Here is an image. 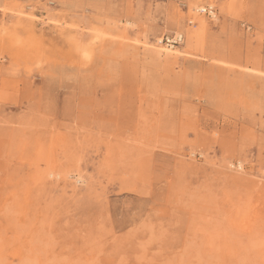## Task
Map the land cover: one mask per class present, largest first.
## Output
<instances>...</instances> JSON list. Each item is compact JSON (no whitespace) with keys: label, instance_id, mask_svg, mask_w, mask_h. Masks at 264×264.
Returning <instances> with one entry per match:
<instances>
[{"label":"rangeland","instance_id":"rangeland-1","mask_svg":"<svg viewBox=\"0 0 264 264\" xmlns=\"http://www.w3.org/2000/svg\"><path fill=\"white\" fill-rule=\"evenodd\" d=\"M0 264H264V0H0Z\"/></svg>","mask_w":264,"mask_h":264},{"label":"built area","instance_id":"built-area-1","mask_svg":"<svg viewBox=\"0 0 264 264\" xmlns=\"http://www.w3.org/2000/svg\"><path fill=\"white\" fill-rule=\"evenodd\" d=\"M200 12L204 13L208 17H213L215 15V9L210 7V6L204 7L203 9L200 10ZM182 38H183V36L180 33L172 34V35H166L165 36V42L167 43V45L174 46V45L182 42Z\"/></svg>","mask_w":264,"mask_h":264},{"label":"bare ground","instance_id":"bare-ground-1","mask_svg":"<svg viewBox=\"0 0 264 264\" xmlns=\"http://www.w3.org/2000/svg\"><path fill=\"white\" fill-rule=\"evenodd\" d=\"M203 8H200L199 10H201ZM160 52H165V54L167 55L169 53V51H160ZM239 165H240V161H239Z\"/></svg>","mask_w":264,"mask_h":264}]
</instances>
